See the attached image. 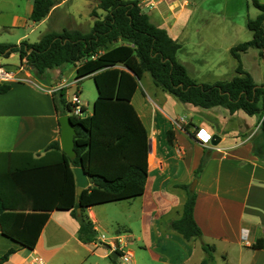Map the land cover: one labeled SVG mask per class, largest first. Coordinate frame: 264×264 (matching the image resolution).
Segmentation results:
<instances>
[{"label":"crops","instance_id":"1","mask_svg":"<svg viewBox=\"0 0 264 264\" xmlns=\"http://www.w3.org/2000/svg\"><path fill=\"white\" fill-rule=\"evenodd\" d=\"M21 1L23 16L14 15L13 23L3 27L7 33L13 30L20 33L11 45H18L22 41L35 43L46 33L64 29L89 33L94 23L91 11H101L96 9L94 0H85L88 21L84 28L77 23L74 11H63V7L74 0H56L47 16L39 23H33L29 19L33 0ZM137 1L142 10L147 9L146 15L153 25L166 30L178 44L186 40L190 17L182 27L178 22L184 15L193 12L189 0L180 3L176 0ZM1 42L10 44L8 41ZM181 52L180 47L176 59ZM257 52L264 60V51ZM182 60L177 59L187 70ZM18 64L20 60L17 54L0 57V67L7 70L14 71ZM75 69L72 64L55 67L42 74L31 69L34 84L11 83L9 91L0 94V159L14 158V154L42 155L50 143L59 142L58 118L63 108L58 103L54 104L53 96L44 88L76 80ZM145 74L148 73H144L140 80L146 81L151 96L147 95L145 89L139 88V80L131 104L148 135L147 177L140 197L103 204L120 207L119 224L113 230L114 236L107 238L103 234L97 235L100 244L83 243L78 239L77 220L69 212L52 211L32 250L20 247L0 232V256L13 250L7 260L0 264H109L112 252L110 244L117 250L129 253L131 260L133 253L125 251L128 245L133 244L131 232H140L134 239L139 241L148 260L158 264H200L205 256L201 244L213 247V264H264V249H250L257 239L264 238V158L254 155L255 144L251 138H234L240 132L251 131L250 128L240 129L233 124L235 131L232 140H229L223 135L225 132L219 121L231 123L235 118L238 122L242 121V116L238 114L241 111L230 114L225 110L226 114L215 107L202 109V112L199 110L201 108L182 103L184 116H179L175 107L159 103L158 91L161 90ZM71 88L74 87L62 91L65 101ZM86 106L83 114L90 116L92 111L88 113ZM255 123L252 128L257 125L256 120ZM197 131L220 137V150L202 147L195 138ZM205 153L208 155L207 161L198 179H195L194 174ZM194 180L196 198L193 218L202 237L200 240H186L170 228V223L180 218L186 200L185 191L178 186L190 187ZM103 205L85 211L97 234L108 232L107 225L114 226L115 223V219L105 214V208L99 207ZM122 233H129L126 238L129 241L121 238ZM242 235L245 236L243 239Z\"/></svg>","mask_w":264,"mask_h":264},{"label":"trees","instance_id":"2","mask_svg":"<svg viewBox=\"0 0 264 264\" xmlns=\"http://www.w3.org/2000/svg\"><path fill=\"white\" fill-rule=\"evenodd\" d=\"M94 1L96 9L105 14L101 17L91 11L94 23L89 33L64 29L46 33L35 43L0 44V57L17 54L20 62L26 59L37 74L75 65L78 83L91 76L97 92L90 116H70L76 131L74 160L61 151L58 141L50 143L42 155L14 154L15 159H0V232L28 250L35 247L52 211L69 212L78 222V239L88 244L98 241L85 215L88 208L129 201L143 194L148 135L131 99L144 73L180 103L201 109L221 107L230 114L241 111L247 116L258 115L263 143L255 144L253 153L264 158V86L256 85L240 62V56L250 49L264 51V4L251 0L258 12L246 22L252 38L229 50L237 62L236 75L230 81L208 85L188 76L176 59L179 44L149 21L137 0ZM53 5L54 0H33L30 21H42ZM9 89V84H1L0 94ZM53 101L63 108L60 116L69 113L62 91L53 95ZM207 158L205 153L195 179ZM74 167H82L92 178L91 185L78 197ZM178 187L185 191L186 200L180 218L172 221L170 228L186 240H200L202 234L193 218L195 192L186 185ZM201 249L205 256L200 264H213V247L201 244ZM250 249H264V238L257 239ZM114 252L119 258L120 253ZM12 253L8 250L0 256V262ZM110 260L117 264V260Z\"/></svg>","mask_w":264,"mask_h":264},{"label":"rangeland","instance_id":"3","mask_svg":"<svg viewBox=\"0 0 264 264\" xmlns=\"http://www.w3.org/2000/svg\"><path fill=\"white\" fill-rule=\"evenodd\" d=\"M56 1V0H54ZM167 1V0H165ZM181 2L182 0H176ZM192 4L190 7L193 9L191 15L188 13L184 15L178 22L179 26H183L186 23V19L190 17L188 22V29L186 33V40L179 42L182 52L177 55V59H183L187 68V74L191 79H194L196 83L212 85L217 81L231 80L235 74V68L237 62L229 53V48L246 41L251 40L252 33L247 29L246 22L248 19H254L257 15V10L253 7L251 0H189ZM259 3L264 4V0H257ZM176 3V2H174ZM193 6V7H192ZM64 13L67 11L75 12V19L77 23L82 24V27H87L88 21V8L85 4V0H74L72 4H68L63 7ZM145 14L147 9L142 10ZM103 17L105 14L103 11L97 13ZM14 15L20 17L23 16V3L21 0H1L0 1V44L1 41H8L10 44H14L16 38L19 36L18 30H13L7 33L3 30V27H9L13 23ZM83 28V29H84ZM31 41H34L33 37ZM240 62L242 68L247 72L255 84L264 86V60L259 56L258 52L254 49H250L246 54L240 56ZM11 63H14L12 61ZM146 78H149L148 74H145ZM78 91V97L81 105L86 106L87 112L92 111V102L96 97V90L92 79H81L76 86ZM76 88L70 89V95L77 90ZM140 89H145L147 95H150L146 81L140 80ZM159 103L166 106L175 107V111L179 116H184V110L182 109V103L178 102L171 95L158 91ZM67 100V101H68ZM66 101V102H67ZM219 109L224 110L219 107ZM203 112L202 109H199ZM227 114V111H225ZM242 116V121L238 122L235 118L233 121H220L224 134L229 140L233 138V124L242 129L248 127L251 129L249 132H240L238 135H234L235 139L251 138L254 144H262L263 138L260 133V123H258V115L250 118L244 115L242 112H238ZM83 116H85L83 114ZM257 121L255 128H252ZM212 150L219 149L218 145L213 146ZM220 150V149H219ZM99 207L105 208V214L108 217L115 219L114 226H108V232H98L97 235H105L107 238L114 236L113 230L117 228L116 224H119V205H103ZM104 214V215H105ZM133 233V244L128 245L125 251H131L133 253L130 262L123 263L121 259H117V264H158L151 260H148L146 253L141 250V245L138 240L134 238L139 235L140 232ZM129 237V233H122L121 238L124 240ZM129 241V239H126ZM138 243H137V242ZM109 264H113L109 260Z\"/></svg>","mask_w":264,"mask_h":264},{"label":"built area","instance_id":"4","mask_svg":"<svg viewBox=\"0 0 264 264\" xmlns=\"http://www.w3.org/2000/svg\"><path fill=\"white\" fill-rule=\"evenodd\" d=\"M31 68L28 65L26 59H23L20 64H18L17 68L14 71L7 70L5 68L0 67V84H11V83H17V84H34L33 76L31 75ZM78 84V80H74L72 82L67 83H59L54 84L48 87H45V91L48 94H51L52 96L54 94H57L64 89L74 87L76 88ZM78 90H75V92L72 94L71 98L67 101V104L69 106V116L74 117H83V111L84 106L81 105L78 97ZM211 135L204 133L203 131H197L196 132V140L202 147L207 148H213L211 145ZM245 233V232H243ZM242 235V239H243ZM100 241V240H99ZM110 249L112 251H118L120 253L119 259L123 263H127L130 260V254L127 252H124L122 249H116L113 244H110Z\"/></svg>","mask_w":264,"mask_h":264},{"label":"water","instance_id":"5","mask_svg":"<svg viewBox=\"0 0 264 264\" xmlns=\"http://www.w3.org/2000/svg\"><path fill=\"white\" fill-rule=\"evenodd\" d=\"M69 113L58 118L59 126H60V136H59V146L61 151L67 156L69 160H74L76 157L74 151V139L76 136L75 127L73 126ZM220 142V137L217 135H213L211 137V145L217 146ZM72 172L74 175V181L76 186V196L78 197L81 192L88 187L91 183L92 178L88 176L82 167H74L72 168ZM196 181L194 180L190 185V190L193 191L195 188ZM77 214H80V209H76ZM100 244V241H97ZM110 257L112 260H117L118 257L114 251L110 253Z\"/></svg>","mask_w":264,"mask_h":264}]
</instances>
